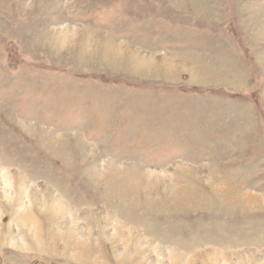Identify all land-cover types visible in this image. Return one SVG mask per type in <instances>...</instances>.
Returning <instances> with one entry per match:
<instances>
[{
    "label": "rangeland",
    "instance_id": "1",
    "mask_svg": "<svg viewBox=\"0 0 264 264\" xmlns=\"http://www.w3.org/2000/svg\"><path fill=\"white\" fill-rule=\"evenodd\" d=\"M0 264H264V0H0Z\"/></svg>",
    "mask_w": 264,
    "mask_h": 264
},
{
    "label": "bare ground",
    "instance_id": "2",
    "mask_svg": "<svg viewBox=\"0 0 264 264\" xmlns=\"http://www.w3.org/2000/svg\"><path fill=\"white\" fill-rule=\"evenodd\" d=\"M3 181H4V179H3ZM4 187H5V190H6L7 184ZM19 188H20V194L23 193L24 191H26V182L22 181Z\"/></svg>",
    "mask_w": 264,
    "mask_h": 264
}]
</instances>
